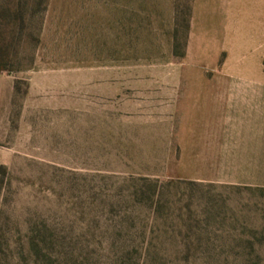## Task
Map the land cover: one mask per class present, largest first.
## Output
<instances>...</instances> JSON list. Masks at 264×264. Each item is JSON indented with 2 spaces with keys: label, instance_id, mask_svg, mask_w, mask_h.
<instances>
[{
  "label": "rangeland",
  "instance_id": "374dc122",
  "mask_svg": "<svg viewBox=\"0 0 264 264\" xmlns=\"http://www.w3.org/2000/svg\"><path fill=\"white\" fill-rule=\"evenodd\" d=\"M22 1L0 264H264V0Z\"/></svg>",
  "mask_w": 264,
  "mask_h": 264
},
{
  "label": "trees",
  "instance_id": "16d2710c",
  "mask_svg": "<svg viewBox=\"0 0 264 264\" xmlns=\"http://www.w3.org/2000/svg\"><path fill=\"white\" fill-rule=\"evenodd\" d=\"M17 2L16 3H13L12 5L7 2L3 4V8H2V13H3V17L6 18V20L8 22H15V17H16V13H22L23 11V7L25 5V1H22V0H16ZM15 13V14H14ZM19 17V16H18ZM7 34L5 35V39L4 40H7V46H9L10 42L15 40L16 38V32H15V28L13 26V24H11L9 26V29L7 30L6 32ZM1 68L2 69H5V65L0 63V72H1ZM0 169L4 170V167L0 166Z\"/></svg>",
  "mask_w": 264,
  "mask_h": 264
},
{
  "label": "crops",
  "instance_id": "0c3cea01",
  "mask_svg": "<svg viewBox=\"0 0 264 264\" xmlns=\"http://www.w3.org/2000/svg\"><path fill=\"white\" fill-rule=\"evenodd\" d=\"M5 95H6V93L5 92H3L2 90H0V99L2 98V99H4L5 98ZM3 140V136H2V134H1V132H0V142Z\"/></svg>",
  "mask_w": 264,
  "mask_h": 264
}]
</instances>
